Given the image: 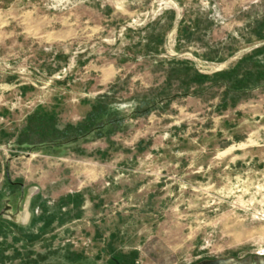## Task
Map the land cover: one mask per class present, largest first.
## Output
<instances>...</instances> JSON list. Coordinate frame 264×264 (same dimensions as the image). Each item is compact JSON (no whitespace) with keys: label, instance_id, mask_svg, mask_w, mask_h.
Wrapping results in <instances>:
<instances>
[{"label":"rangeland","instance_id":"rangeland-1","mask_svg":"<svg viewBox=\"0 0 264 264\" xmlns=\"http://www.w3.org/2000/svg\"><path fill=\"white\" fill-rule=\"evenodd\" d=\"M122 261L264 264V0H0V264Z\"/></svg>","mask_w":264,"mask_h":264},{"label":"trees","instance_id":"trees-1","mask_svg":"<svg viewBox=\"0 0 264 264\" xmlns=\"http://www.w3.org/2000/svg\"><path fill=\"white\" fill-rule=\"evenodd\" d=\"M237 67L240 68L241 65H237ZM196 75L206 77L199 72H196ZM119 120L121 118H119L118 112L107 100L92 104L86 117L78 123L62 125L58 113L55 111H36L28 117L26 124L17 134L16 142L19 145H35L60 140L68 141L100 128L106 122L114 124ZM122 263L125 264L123 261Z\"/></svg>","mask_w":264,"mask_h":264}]
</instances>
